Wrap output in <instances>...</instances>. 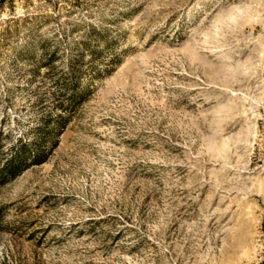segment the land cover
<instances>
[{
    "label": "rangeland",
    "instance_id": "1",
    "mask_svg": "<svg viewBox=\"0 0 264 264\" xmlns=\"http://www.w3.org/2000/svg\"><path fill=\"white\" fill-rule=\"evenodd\" d=\"M72 83L0 264H264V0H0V167Z\"/></svg>",
    "mask_w": 264,
    "mask_h": 264
},
{
    "label": "trees",
    "instance_id": "2",
    "mask_svg": "<svg viewBox=\"0 0 264 264\" xmlns=\"http://www.w3.org/2000/svg\"><path fill=\"white\" fill-rule=\"evenodd\" d=\"M70 68L74 70L72 67ZM105 71L107 72L108 70L105 69ZM77 73L78 70L75 69L71 75ZM77 77L78 76H76V78ZM70 86L71 93L68 95L67 101L58 102L60 112L49 116V120L44 119L43 126L36 128L38 136L41 139V142L34 141L36 144V151L32 152L25 144L20 150L13 151L11 156L1 165L0 176L5 178V180L19 175L29 164H40L45 161L46 155L42 150L43 141H49V150L54 147L57 143L58 134L70 120L71 114L74 113L78 104L86 98V89H78L76 83H72Z\"/></svg>",
    "mask_w": 264,
    "mask_h": 264
}]
</instances>
